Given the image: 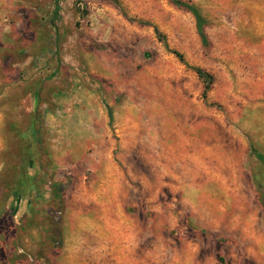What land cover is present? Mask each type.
Here are the masks:
<instances>
[{"label": "rangeland", "instance_id": "obj_1", "mask_svg": "<svg viewBox=\"0 0 264 264\" xmlns=\"http://www.w3.org/2000/svg\"><path fill=\"white\" fill-rule=\"evenodd\" d=\"M183 1L0 0V264H264V0Z\"/></svg>", "mask_w": 264, "mask_h": 264}, {"label": "trees", "instance_id": "obj_2", "mask_svg": "<svg viewBox=\"0 0 264 264\" xmlns=\"http://www.w3.org/2000/svg\"><path fill=\"white\" fill-rule=\"evenodd\" d=\"M173 1L176 5L187 8L195 16L199 32L203 37H205L204 19H203L202 14L200 13L199 9L194 4L188 3V2L183 1V0H173ZM55 3H56L55 9H56V14H57V12L60 10L59 0H55ZM177 54L179 56H181L180 53L177 52ZM196 71H197L199 77L203 80V82L205 84V89H206L205 92L207 93V90H209L212 87V84L214 81V76L212 73H210V72H208V71H206L200 67H197ZM252 152L264 164V153L259 151L255 147H252ZM24 208H26L25 205H21L16 210V217H15L16 219L18 216H20V212H21V210H24ZM16 219H14V220H16Z\"/></svg>", "mask_w": 264, "mask_h": 264}]
</instances>
